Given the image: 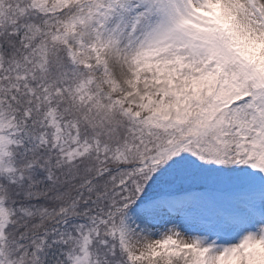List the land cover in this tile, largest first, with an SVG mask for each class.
I'll return each mask as SVG.
<instances>
[{"label":"snow or ice","instance_id":"6c2138e0","mask_svg":"<svg viewBox=\"0 0 264 264\" xmlns=\"http://www.w3.org/2000/svg\"><path fill=\"white\" fill-rule=\"evenodd\" d=\"M0 264H264V0H0Z\"/></svg>","mask_w":264,"mask_h":264}]
</instances>
